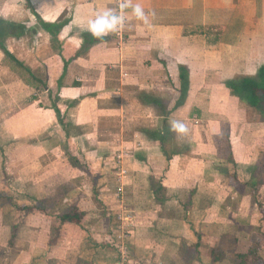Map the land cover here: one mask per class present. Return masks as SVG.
Here are the masks:
<instances>
[{"label":"crops","instance_id":"1","mask_svg":"<svg viewBox=\"0 0 264 264\" xmlns=\"http://www.w3.org/2000/svg\"><path fill=\"white\" fill-rule=\"evenodd\" d=\"M132 3L150 27L89 44L113 0H0L33 77L0 50V264H118L122 211L127 264H264V109L225 85L264 70V0ZM69 207L81 222L59 224Z\"/></svg>","mask_w":264,"mask_h":264},{"label":"trees","instance_id":"2","mask_svg":"<svg viewBox=\"0 0 264 264\" xmlns=\"http://www.w3.org/2000/svg\"><path fill=\"white\" fill-rule=\"evenodd\" d=\"M67 23L63 22L56 27V30H60L63 25ZM24 28L23 27H14L11 24H6L0 20V50L3 52L5 57L10 61L17 64L20 68L23 69L24 74L28 76V78H33L31 73L22 67L21 63L17 62L10 53H8L4 42L6 38L10 36H18L22 34ZM85 40L92 44L95 39L89 36H85ZM179 78H180V100L178 104H182L183 99L187 92V83L185 79L187 78V73L183 68L179 69ZM226 88L230 91L232 95L238 98L241 102L246 103L249 107L257 108L262 105L264 109V70H260L256 79L250 78H238L227 82ZM157 137V136H156ZM163 142V139L160 140ZM22 211H28L30 209L23 208ZM41 212H44L43 208H39ZM83 218V214L79 213L75 207L67 208L62 214L56 217L59 224L70 223V224H78L81 222Z\"/></svg>","mask_w":264,"mask_h":264},{"label":"clouds","instance_id":"3","mask_svg":"<svg viewBox=\"0 0 264 264\" xmlns=\"http://www.w3.org/2000/svg\"><path fill=\"white\" fill-rule=\"evenodd\" d=\"M129 15L142 25L150 27L151 18L155 17L156 13L154 11L146 12L141 4H133L132 0H121L117 8H104L97 12L93 18L88 20L85 31L90 37L103 40L109 34L122 31L126 27V17ZM170 131L178 137H183L189 129L184 122L173 120L170 122Z\"/></svg>","mask_w":264,"mask_h":264},{"label":"built area","instance_id":"4","mask_svg":"<svg viewBox=\"0 0 264 264\" xmlns=\"http://www.w3.org/2000/svg\"><path fill=\"white\" fill-rule=\"evenodd\" d=\"M121 2V0H113L114 7L117 8L118 4ZM127 22V19H126ZM116 37L119 39V41L124 40V29L122 31L114 33ZM125 154L119 153L115 157V170L117 171L118 179L121 175L125 174V171L122 169L121 161L124 159ZM117 195L121 196L123 193L122 187L117 188ZM122 211V210H120ZM116 221V230L117 235L113 238V244L112 247L116 251V255L118 257V264H127L128 263V248H127V241L130 236V222L132 221V218L130 215L126 214L125 211L119 212L115 216Z\"/></svg>","mask_w":264,"mask_h":264}]
</instances>
